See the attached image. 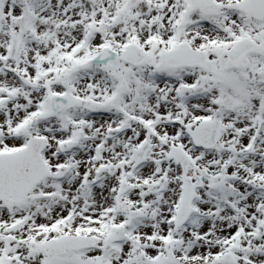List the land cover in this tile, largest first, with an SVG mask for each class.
<instances>
[{
	"label": "snow or ice",
	"instance_id": "6c2138e0",
	"mask_svg": "<svg viewBox=\"0 0 264 264\" xmlns=\"http://www.w3.org/2000/svg\"><path fill=\"white\" fill-rule=\"evenodd\" d=\"M0 264H264V0H0Z\"/></svg>",
	"mask_w": 264,
	"mask_h": 264
}]
</instances>
